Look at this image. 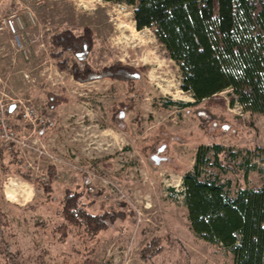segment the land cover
I'll return each mask as SVG.
<instances>
[{
  "label": "rangeland",
  "instance_id": "obj_1",
  "mask_svg": "<svg viewBox=\"0 0 264 264\" xmlns=\"http://www.w3.org/2000/svg\"><path fill=\"white\" fill-rule=\"evenodd\" d=\"M120 23H134L145 43L117 42L132 35L118 29ZM86 28L92 31L90 66L121 62L139 76L80 81L62 68L52 35L66 29L81 35ZM148 53L155 55L145 63ZM61 60L77 61L69 50ZM232 92L220 93L224 104H176L195 99L153 31L137 29L130 5L0 0V99L13 131L27 143L13 153L0 150V209L11 224L3 228L2 262L11 252L14 264H233L230 249L194 233L183 194V176L198 148L213 143L239 154V169L224 174L213 168L232 180L233 190L264 186V112L230 104ZM23 103L35 107L36 125L23 124ZM51 165L57 169L51 195L21 176L46 179ZM9 179L31 188L27 202L6 198ZM66 191L79 195L77 210L105 217L107 226L91 232L83 216L78 224L65 223ZM63 223L65 233L58 230Z\"/></svg>",
  "mask_w": 264,
  "mask_h": 264
},
{
  "label": "trees",
  "instance_id": "obj_2",
  "mask_svg": "<svg viewBox=\"0 0 264 264\" xmlns=\"http://www.w3.org/2000/svg\"><path fill=\"white\" fill-rule=\"evenodd\" d=\"M105 1L132 6L137 29H151L167 57L179 65L182 88L195 101L173 104L184 107L198 106L203 101L224 104L220 93L232 89L230 104L239 101L250 110L264 112V0ZM92 42L89 28L81 35L70 29L54 33L52 43L59 51L53 56L80 81L103 77L129 80L139 76L137 70L121 62L94 69L87 63ZM68 50L77 59L70 65L61 60ZM238 155L220 143L198 148L194 166L183 176L188 219L197 236L230 249L233 264H264V186L239 185L233 190L232 180L213 169L224 174L239 169ZM252 168L244 170L245 179ZM56 175L53 165L48 167L46 179L21 174L47 196L53 192ZM78 196L65 192V223L78 224L83 216L91 232L105 228V217L77 210ZM65 223L58 229L64 233ZM10 226L6 213L0 209V242L5 241L3 228ZM6 247L11 248L7 243ZM1 254L0 250V264H14L11 252L6 254L7 262H2Z\"/></svg>",
  "mask_w": 264,
  "mask_h": 264
},
{
  "label": "built area",
  "instance_id": "obj_3",
  "mask_svg": "<svg viewBox=\"0 0 264 264\" xmlns=\"http://www.w3.org/2000/svg\"><path fill=\"white\" fill-rule=\"evenodd\" d=\"M13 30L15 31L14 28ZM8 110L6 104L0 99V149L7 153H13L22 150L27 146V143L13 131V123L8 117ZM21 118L25 125H36L39 115L32 103L22 104ZM40 153L42 152L40 151Z\"/></svg>",
  "mask_w": 264,
  "mask_h": 264
},
{
  "label": "clouds",
  "instance_id": "obj_4",
  "mask_svg": "<svg viewBox=\"0 0 264 264\" xmlns=\"http://www.w3.org/2000/svg\"><path fill=\"white\" fill-rule=\"evenodd\" d=\"M89 2H92V0H89ZM80 3L83 4L84 0H80ZM87 6L88 5H85V7ZM117 28L118 29H129L132 33L131 37L123 36L122 34L121 37L117 38V42L128 41L130 39L131 40L140 39L141 43H145V41L141 38V34L136 31L134 23L133 24L120 23L117 25ZM145 31H147V29H145ZM152 55H155V54L148 53L147 55H145L144 62L145 63L150 62L148 60V56H152ZM5 188H6V191H5L6 198L11 201H17L18 196H23L25 202H27V200L30 199L33 194L31 188L27 184L18 185L16 184L14 180H11V179H9V183L5 185ZM17 189H20V190L17 191Z\"/></svg>",
  "mask_w": 264,
  "mask_h": 264
},
{
  "label": "water",
  "instance_id": "obj_5",
  "mask_svg": "<svg viewBox=\"0 0 264 264\" xmlns=\"http://www.w3.org/2000/svg\"><path fill=\"white\" fill-rule=\"evenodd\" d=\"M156 161H159V158L157 156L154 157Z\"/></svg>",
  "mask_w": 264,
  "mask_h": 264
}]
</instances>
